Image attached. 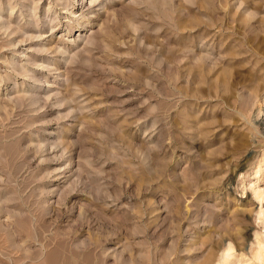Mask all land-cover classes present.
I'll use <instances>...</instances> for the list:
<instances>
[{
    "label": "rangeland",
    "instance_id": "rangeland-1",
    "mask_svg": "<svg viewBox=\"0 0 264 264\" xmlns=\"http://www.w3.org/2000/svg\"><path fill=\"white\" fill-rule=\"evenodd\" d=\"M0 264H264V0H0Z\"/></svg>",
    "mask_w": 264,
    "mask_h": 264
},
{
    "label": "bare ground",
    "instance_id": "bare-ground-1",
    "mask_svg": "<svg viewBox=\"0 0 264 264\" xmlns=\"http://www.w3.org/2000/svg\"><path fill=\"white\" fill-rule=\"evenodd\" d=\"M223 259H224V257H223Z\"/></svg>",
    "mask_w": 264,
    "mask_h": 264
}]
</instances>
